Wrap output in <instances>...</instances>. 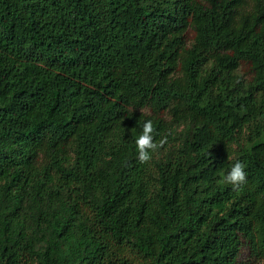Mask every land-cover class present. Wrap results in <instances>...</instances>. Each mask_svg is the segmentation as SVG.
Here are the masks:
<instances>
[{
	"label": "trees",
	"instance_id": "trees-1",
	"mask_svg": "<svg viewBox=\"0 0 264 264\" xmlns=\"http://www.w3.org/2000/svg\"><path fill=\"white\" fill-rule=\"evenodd\" d=\"M260 261L264 0H0V264Z\"/></svg>",
	"mask_w": 264,
	"mask_h": 264
},
{
	"label": "rangeland",
	"instance_id": "rangeland-1",
	"mask_svg": "<svg viewBox=\"0 0 264 264\" xmlns=\"http://www.w3.org/2000/svg\"><path fill=\"white\" fill-rule=\"evenodd\" d=\"M252 1L253 0H249V5L252 6ZM194 30L191 26H189L187 33H186V39H187V44L190 45L193 40H194ZM241 71L247 72L248 71V66L246 64H243L241 66ZM242 258H245V255L242 256ZM254 264H264V261H260V262H256Z\"/></svg>",
	"mask_w": 264,
	"mask_h": 264
}]
</instances>
